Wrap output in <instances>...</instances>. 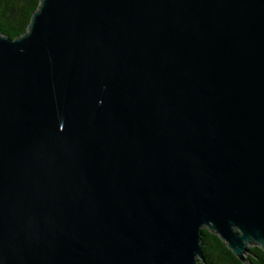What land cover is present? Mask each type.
I'll use <instances>...</instances> for the list:
<instances>
[{
    "label": "water",
    "instance_id": "obj_1",
    "mask_svg": "<svg viewBox=\"0 0 264 264\" xmlns=\"http://www.w3.org/2000/svg\"><path fill=\"white\" fill-rule=\"evenodd\" d=\"M264 251V0H39L0 31V264Z\"/></svg>",
    "mask_w": 264,
    "mask_h": 264
},
{
    "label": "trees",
    "instance_id": "obj_2",
    "mask_svg": "<svg viewBox=\"0 0 264 264\" xmlns=\"http://www.w3.org/2000/svg\"><path fill=\"white\" fill-rule=\"evenodd\" d=\"M39 0H0V31L10 38L23 34ZM201 249L203 261L198 264H243L214 233L201 229ZM250 264H264V251L250 246L246 255Z\"/></svg>",
    "mask_w": 264,
    "mask_h": 264
}]
</instances>
